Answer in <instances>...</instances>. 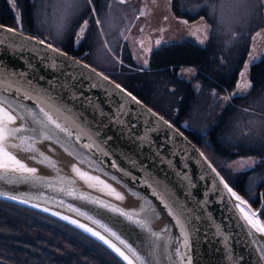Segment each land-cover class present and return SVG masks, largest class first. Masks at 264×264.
<instances>
[{
	"label": "water",
	"instance_id": "obj_1",
	"mask_svg": "<svg viewBox=\"0 0 264 264\" xmlns=\"http://www.w3.org/2000/svg\"><path fill=\"white\" fill-rule=\"evenodd\" d=\"M8 28L16 29V32H7ZM29 37L34 39H26ZM40 40L43 39L22 31L19 25L13 27L0 22V83L5 87L30 86L34 90V96L38 94L45 99L51 96L54 102L71 109L63 115L70 120L78 119V123L92 134L95 142L109 153V156L100 157L104 161L102 167L109 176L89 171L106 179L125 198L120 201L104 196L77 179L80 190L101 197L125 210L139 211L142 204L150 203L151 208L159 213L158 218L151 219V229L157 232L166 230L162 234L168 244L165 249H156L155 264H179L178 258L172 252V245L181 243L177 240L181 236L177 220L168 215L158 196L172 206L175 213L183 212L187 218V251L192 258V264H264V259H261L264 253L260 251L261 246H264V233L251 230L253 234H249L250 226L244 219V214L235 207L240 201L224 187L225 180H221L222 176L200 148L130 92L140 103L133 101L127 96L129 91L109 76L61 49V54L58 55L46 47L48 42L45 40V44L40 45ZM53 49L58 48L53 46ZM103 77L108 79L104 80ZM12 81L16 84H11ZM115 85H120V88H115ZM22 102L35 107V103L39 101ZM160 117L163 118L162 121ZM89 142L85 137L81 139L80 144ZM37 146L56 162L60 175H73L71 166L76 164L77 160L60 144L44 141ZM79 151L92 155L97 150L94 149L92 153H89L88 149ZM28 155L21 152L18 153V158L24 159L29 166L36 167L38 175H57L52 168L28 160ZM111 160H115L124 172L113 169ZM80 167L86 168L85 165ZM125 172L131 173V176ZM112 175H115L119 182L112 180ZM131 177H135V181ZM0 191L28 199L29 203L6 197L0 199L36 209L77 228L52 215V212L59 211L103 232L98 226L92 225L91 221L85 220L75 212H69L66 206L60 205L58 201L63 199L65 204L82 207L97 219L108 223L141 252L152 251L150 245L154 238L107 209L82 204L62 192L46 187L28 184L6 185L0 182ZM154 192L157 195H153ZM34 204H39L40 207H33ZM45 207L50 211H43ZM244 207L246 211L250 208L248 205ZM251 211L257 213V210ZM253 219L256 220V216ZM79 230L103 244L82 229ZM111 239L120 246L118 241ZM167 255H171L172 259H166Z\"/></svg>",
	"mask_w": 264,
	"mask_h": 264
},
{
	"label": "snow or ice",
	"instance_id": "obj_2",
	"mask_svg": "<svg viewBox=\"0 0 264 264\" xmlns=\"http://www.w3.org/2000/svg\"><path fill=\"white\" fill-rule=\"evenodd\" d=\"M119 2L123 4L126 0H119ZM240 2L244 3L246 0H240ZM261 2L264 3V0H261ZM58 3L62 5V8L59 12V18L55 22V35L57 38L62 37L67 32L72 20L79 17L82 13L90 10L92 16H96V8L93 4V0H58ZM207 6L205 2L201 7L204 8ZM213 11H215V9H213ZM223 22L222 18L221 23ZM96 23L100 24V20L97 19ZM87 27L88 20H84L83 23L80 24L79 29L74 33L76 43L83 40L84 32L87 31ZM7 32L15 33L16 29L8 28ZM26 39L34 38L29 37ZM38 43L44 45L45 41L40 40ZM156 43L159 45L161 42L157 41ZM46 47L56 52L58 55L61 54L59 49H53L52 43H48ZM252 59L254 62L255 58ZM73 63L76 62L73 61ZM146 65L147 61H145V66ZM92 71L94 72V70ZM243 75L244 74L241 73V77H243ZM103 79L107 80L108 78L103 77ZM11 84H16V82L12 81ZM236 87L238 91L233 94L234 96L240 95L242 91L249 89L251 85L247 81H243L238 83ZM115 88L119 89L120 85H115ZM121 91L124 90L121 89ZM12 93H15V95L13 96ZM45 95L47 96V94ZM127 96L131 97L137 104L140 103L136 101V98L133 97L130 92L127 93ZM23 100H36L39 102H36L35 107H32L24 104L22 102ZM70 111L71 109H67L65 106L54 102L51 96H47L46 99L38 94L34 96V90H32L30 86L28 88L23 87V85L5 87L0 83V182L6 185L28 184L50 188L54 191L62 192L65 196L71 197L73 200L81 201L82 204L95 205L123 217L124 220L139 227V229L154 238L153 243L150 245L152 251L141 252L127 239L123 238L121 234L115 231L108 223H105L102 219H97L90 214L89 211L83 210L82 207H78L71 203L65 204L63 199L58 201L60 205L66 206L69 212H75L78 216L84 217L85 220L91 221L92 225L98 226L103 232L69 215H63L59 211L52 212V215L68 221L70 224L75 225L77 228L82 229L84 232L101 241L111 249L121 261L126 262V264H155L156 249H165L168 247V244L162 234L163 231L166 230L157 232L151 229V219L158 218L159 213L151 208L150 203L147 205L142 204L139 211L135 209L125 210L113 205L111 202H106L101 197L93 196L88 192L80 190L78 187L77 179L82 180L88 188L94 189L104 196H110L120 201L125 198L124 195L117 191L106 179H102L99 174H92V171H95L97 173H103L104 176H109V173L102 167L104 161L100 159L101 156H109V153L95 142L92 134L78 123V119L70 120L63 115V113ZM159 119L161 121L163 120L162 117ZM18 121L19 123H17ZM164 123L167 124L166 121ZM168 126L171 127V125ZM85 137H87L90 142L80 144L81 139ZM44 141L60 144L69 155L76 158L77 163L71 166L72 176L60 175V169L57 168L56 162L39 150L37 145ZM79 149H88L89 153H92L94 149L97 151L92 155H86L79 151ZM21 152L29 154L27 156L28 160L52 168L56 171L57 175L53 177L38 175V169L36 167H31L24 159L18 158V153ZM80 165H85L86 168H82ZM111 167L117 171L124 172L115 160H111ZM125 174L131 176V173L125 172ZM217 175L219 174L217 173ZM110 178L112 180H117L115 175H112ZM131 178L133 181L136 179L135 177ZM222 179L223 178H221V180ZM117 182L119 181L117 180ZM57 184H59V187H57ZM224 187L237 201H240L235 207L239 208L240 212L244 214V219L250 226L249 234H253L251 230L264 233V223H261L259 219H253L254 216H258V213L252 212L250 208L246 211L244 206H247L248 202L242 200L226 183ZM153 195L157 194L154 192ZM0 197H6L10 200L19 199L22 203H29L28 199L16 195H8L3 191H0ZM158 199L161 200L168 215L177 220L178 227L181 230V236L177 238L181 243L172 245V252L178 258L179 264H192V258L187 251V218L183 212L179 214L175 213L172 206L164 201L162 197L158 196ZM33 207H40V205L34 204ZM43 211L49 212L50 209L45 207ZM110 237L118 241L120 246L113 242V239ZM260 251L264 253V246H261ZM165 258L171 260L172 256L167 255ZM261 259H264V255L261 256Z\"/></svg>",
	"mask_w": 264,
	"mask_h": 264
},
{
	"label": "flooded vegetation",
	"instance_id": "obj_3",
	"mask_svg": "<svg viewBox=\"0 0 264 264\" xmlns=\"http://www.w3.org/2000/svg\"><path fill=\"white\" fill-rule=\"evenodd\" d=\"M15 2L18 4L22 1L15 0ZM104 3L107 6L114 5L121 8L119 45L113 46V51L116 53L109 51L114 57L119 56L125 60L122 61L126 65L123 66L122 72L127 79L126 83L128 81V86L134 89L135 94L140 98H144L143 100L149 103H155L159 99L161 101L160 96L155 99L150 94L148 81L151 77H156L155 82L159 84L167 83V86L172 84L173 97L176 95L182 99V103L171 110L172 118L179 121L180 109L187 105L186 86L191 77L196 76L199 78L196 82L202 86V95L212 94L220 100L213 110L209 102L205 101L202 104L200 113L209 121L220 124L230 115L243 117L248 111L255 110L251 106L261 108L263 112L257 110V113L264 116V100L259 101L261 90L264 88L262 13L261 23L250 19L244 28L239 29L236 23L229 22L226 18L221 23V19L215 16L217 10L214 4L202 8L201 6L205 4L204 0H170L167 5L164 0H126L123 4L119 0H93L95 8L97 6L96 11L101 10ZM215 3L218 1L216 0ZM159 4L163 8L161 13ZM259 6L261 7L260 0ZM209 10L212 14L215 13L211 15ZM96 16L101 21L97 12ZM21 20L29 23L32 18L23 16ZM84 20H88V30L95 20L90 10L75 21L73 32L64 40L66 44L64 48L77 56H81L79 52L86 53L82 44H77L74 40V33ZM219 39L234 40L238 45L224 50L217 43ZM157 41L161 43L157 45ZM133 58L142 66H145L147 61L146 67L136 66ZM252 58H255L254 62ZM211 70L217 73L213 77L217 83L203 76ZM241 73L244 74L243 77ZM163 76L167 78H162ZM243 81H247L251 87L234 96L233 94L238 91L237 84ZM194 88L195 85L192 90ZM213 90L216 91L215 94ZM190 110L191 108L187 116H197ZM218 128L219 125H215L214 131ZM238 148L241 149V146L238 145Z\"/></svg>",
	"mask_w": 264,
	"mask_h": 264
},
{
	"label": "rangeland",
	"instance_id": "obj_4",
	"mask_svg": "<svg viewBox=\"0 0 264 264\" xmlns=\"http://www.w3.org/2000/svg\"><path fill=\"white\" fill-rule=\"evenodd\" d=\"M204 1L207 3V5H215L214 8L217 10L216 16L219 19L223 18L224 20L226 18L229 22L236 23L239 29L244 28L250 19L253 22L261 23L260 10L263 12V9L259 6V0H246L244 3H241L240 0H217L218 3H215L216 0ZM61 8L62 5L58 3V0H33L32 14H30V16H32L31 24H27L26 21L21 20L19 27L24 31L37 33L40 36L43 35L47 39H50L53 42H58L60 43L59 45L66 47L64 40L67 39V35H71L74 29L75 21L85 12L79 17L73 19L67 32L62 37L57 38L55 35V22L59 18V12ZM159 8L161 13L163 8L160 4ZM23 10L10 9L7 7L6 12L8 13V16L3 14L7 20L6 22L15 25L16 15H19L20 18L23 17ZM3 11L5 10L0 9V15ZM210 12V14H212V11ZM99 14L101 17V25L96 23L97 18L95 17L94 24L91 23V26H89L88 30L86 31L87 33L84 34V40L79 42L82 44V48H85L86 53L79 52V54L81 53V56L88 62L102 68L101 70L117 78L119 81L124 83L125 86H127L128 81L126 83L127 79H125L126 77L122 72L123 67L115 62L114 57L110 56L111 53L109 51L113 50V46L119 45L118 39L120 37L119 23L121 8L114 5L107 6L104 3ZM217 43L224 50L234 48L235 45H238L236 41L227 39H219ZM106 50L110 54H108ZM216 74L217 73L214 70H211V72L207 71L205 74H203V76L207 79H213ZM162 78L167 77L163 76ZM155 79L156 77H151L150 81H148L150 86V94L155 99L162 95L164 97H168V100L173 102L172 96L174 94L172 93V84L166 87L164 83L159 84L158 82H155ZM198 79L199 78L196 76L191 77L186 86V91L188 94L191 93V90ZM209 95H203L202 99L209 102L210 106L212 105L213 100L217 103L220 102L218 97H212V94ZM174 100L178 102L179 98L175 95ZM263 100L264 88L261 90V94L259 96V101ZM251 107L255 108V110L247 112V115H245V123L238 122V119L241 117V115H237V117L230 115L227 119L222 121L219 124L215 138L220 143L225 145H228L230 142H233V144L236 142L249 145L257 144L259 139L264 135V116L257 113V110L262 111L261 108L255 106ZM201 109V104L193 102L190 111L197 113ZM188 124L189 126L193 127L192 123L188 122ZM199 125L201 127L206 126L207 122L201 121ZM203 143L204 141L199 139L198 144L204 150V152L208 153L209 155L216 156V159L214 158L216 165L230 185L237 192H239L243 198L255 206L257 204V188L260 186V181L264 180V164L261 162L264 161V158H257V160H254V157L263 156L264 149H236L235 152L232 144L231 147L227 146L226 149H220V151L217 153L216 149L206 148ZM254 151H257V153ZM20 212L23 214H21V217L18 218L25 219L27 222L29 219H31L33 222L34 219L32 220V214L28 212ZM260 219L264 223V217H260ZM34 223L36 224V222ZM14 228L15 231H12V233L15 235V237L12 239V248L15 252L22 253L20 245L25 246L26 244L22 243L19 238L25 239L27 235L23 232L18 221H15ZM0 230H5V228L0 227Z\"/></svg>",
	"mask_w": 264,
	"mask_h": 264
},
{
	"label": "trees",
	"instance_id": "obj_5",
	"mask_svg": "<svg viewBox=\"0 0 264 264\" xmlns=\"http://www.w3.org/2000/svg\"><path fill=\"white\" fill-rule=\"evenodd\" d=\"M19 1L22 2H18V4L24 6V10L22 8L24 16L29 18L33 0ZM0 6L1 10H5L0 15V22L7 23L3 15L8 16L4 0H0ZM194 63L198 65L197 62ZM189 100L192 99L189 98ZM238 122L241 123L242 119H238ZM213 132V130L208 132L209 138L207 139L191 137L197 144L199 139L203 140V145L206 148L216 149L217 153L220 149L232 146L233 142L228 145L220 143L215 138L217 131ZM238 144L239 142L234 143L233 148L238 149ZM206 155L216 164V156L208 153ZM20 211L32 214V220L35 221L32 222L29 219L27 222L25 219L18 218L23 214ZM261 214L264 216V208L261 210ZM15 221L19 222L23 232L27 235L21 241L26 244L25 246L20 245L22 253H17L12 248V239L15 237L12 231H15ZM0 227L5 228V230H0V264H123L103 245L78 229L50 215L30 208H23L2 199H0Z\"/></svg>",
	"mask_w": 264,
	"mask_h": 264
}]
</instances>
